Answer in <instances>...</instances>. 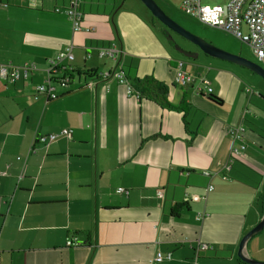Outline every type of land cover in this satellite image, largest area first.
Segmentation results:
<instances>
[{
    "label": "crops",
    "instance_id": "crops-1",
    "mask_svg": "<svg viewBox=\"0 0 264 264\" xmlns=\"http://www.w3.org/2000/svg\"><path fill=\"white\" fill-rule=\"evenodd\" d=\"M69 2L0 0V63L36 67L29 80L0 79V264H155L158 253L172 255L160 264H193L198 243L212 250L196 264H239L242 238L264 215V100L210 57L185 63L209 80L211 97L174 85L177 57L138 13L83 0L73 32ZM69 44L67 65L80 74L56 100L37 95L48 61ZM110 44L126 55L129 80L168 87L172 109L94 77L117 68L98 55ZM236 125L247 129L246 149L226 170ZM51 135L30 153L35 137ZM245 253L264 262V230Z\"/></svg>",
    "mask_w": 264,
    "mask_h": 264
},
{
    "label": "built area",
    "instance_id": "built-area-1",
    "mask_svg": "<svg viewBox=\"0 0 264 264\" xmlns=\"http://www.w3.org/2000/svg\"><path fill=\"white\" fill-rule=\"evenodd\" d=\"M180 1V11L185 16L195 19L203 25L232 34L250 47L255 58L264 68V0H226L223 5L217 6L204 5L202 4V0ZM82 2L83 0H70L69 6L64 9V13L71 23L73 32L82 30ZM60 11V9H56V12ZM98 55L101 59L108 58L113 60L117 65L116 70L113 72H105L100 75V78H116L121 85L125 86L129 95L139 99V94L122 72V63L126 56L123 51L110 44L106 47L99 48ZM73 60V46L69 44L48 61L46 80L36 86V94L43 95L48 100H56L59 97L58 90L67 89L72 81L71 69L73 68L67 64ZM35 70L36 67L34 65L18 67L0 63V79L8 84L14 85L18 82L29 80ZM173 83L181 88H191L198 95L211 96L213 93L209 80L195 71L188 70L186 63L181 60L175 62ZM246 133L247 129L241 125L231 126L227 129L232 148L226 164V170H229L232 161L236 157L241 156L245 151ZM71 135L72 130L69 129H64L60 133L62 137H70ZM56 138L57 136L54 135L47 138L35 137L30 153H35V144L49 143ZM205 175L209 176L210 174L205 173ZM211 190L212 187L210 186L208 191ZM117 193L125 196L129 194L127 190L122 188H119ZM163 196L164 193L161 190L155 194L156 198H163ZM73 245L76 246L77 243L74 241L67 243L68 247ZM208 250H212V247L207 244L198 243L194 250L193 264L197 263L201 252ZM171 259L172 255L170 253L166 255L158 253L154 258V262L155 264H160Z\"/></svg>",
    "mask_w": 264,
    "mask_h": 264
},
{
    "label": "rangeland",
    "instance_id": "rangeland-1",
    "mask_svg": "<svg viewBox=\"0 0 264 264\" xmlns=\"http://www.w3.org/2000/svg\"><path fill=\"white\" fill-rule=\"evenodd\" d=\"M159 7L165 12V14L172 19L176 24L182 27L184 30L190 32L196 37L201 38L202 40L212 44L213 46L231 53L233 55L240 56L244 59L252 61L260 65L258 60L255 58L250 47L243 43L241 40L234 37L232 34L224 32L222 30H218L206 25L201 24L195 19L189 18L185 16L180 11V0H154ZM226 0H202V4L217 6L223 5ZM120 4L123 5L125 9L134 10L138 15L148 22L151 29L165 42L170 50L171 54L177 57L176 60H181L186 63H191L193 59L188 58L180 50L184 52H194L199 53L198 60L195 59L193 64L202 63V61L207 60L206 56L202 54V52L198 49L197 46L178 36L171 30L167 29L163 26L157 19H155L150 12L141 4L139 0H120ZM209 60H213L208 58ZM217 62V61H216ZM230 65V64H229ZM238 70L245 78L250 85L249 91L259 95L264 100V80L259 77L257 74L249 71L248 69L230 65V67ZM261 66V65H260ZM253 89V90H252Z\"/></svg>",
    "mask_w": 264,
    "mask_h": 264
},
{
    "label": "water",
    "instance_id": "water-1",
    "mask_svg": "<svg viewBox=\"0 0 264 264\" xmlns=\"http://www.w3.org/2000/svg\"><path fill=\"white\" fill-rule=\"evenodd\" d=\"M141 4L150 12V14L157 19L163 26L167 29L171 30L178 36L182 37L183 39L187 40L188 42L194 44L198 47V49L202 52L203 55L206 57L218 59L227 63H231L237 65L239 67L248 69L249 71L257 74L264 80V68L257 63L244 59L240 56L233 55L226 51H223L212 44L202 40L199 37L191 34L190 32L184 30L178 24H176L172 19H170L165 12L157 5L154 0H139ZM185 56L191 59L198 58L199 53L195 55L191 52H182ZM263 196H264V186H263ZM264 230V215L262 220L252 229L250 230L241 240L238 251L237 257L238 259L244 264H264V262L256 261L250 257H248L245 253L247 242L253 236L259 234Z\"/></svg>",
    "mask_w": 264,
    "mask_h": 264
},
{
    "label": "trees",
    "instance_id": "trees-1",
    "mask_svg": "<svg viewBox=\"0 0 264 264\" xmlns=\"http://www.w3.org/2000/svg\"><path fill=\"white\" fill-rule=\"evenodd\" d=\"M122 64H123V68H130V66L128 64H126V56L123 59ZM122 72L125 75L124 69L122 70ZM75 74L79 75L80 73L78 71L71 69L72 80H73ZM94 77L100 78L99 76H94ZM125 77L127 78L126 75H125ZM127 80L132 84L135 91L139 94L140 100H142V99L148 100V101L153 102V103H155L161 107L172 109V106L169 104V101H168V87L165 84L158 82L152 76L145 77L143 79L136 78L133 81H131L127 78ZM209 97H211V96H209ZM214 100H215V102L218 101L217 99H214ZM156 137H158V136H154V138H156ZM182 207L183 206H180V205L176 206L172 210V215L178 216V212L180 211V209ZM238 262H239V264H244L239 259H238Z\"/></svg>",
    "mask_w": 264,
    "mask_h": 264
},
{
    "label": "flooded vegetation",
    "instance_id": "flooded-vegetation-1",
    "mask_svg": "<svg viewBox=\"0 0 264 264\" xmlns=\"http://www.w3.org/2000/svg\"><path fill=\"white\" fill-rule=\"evenodd\" d=\"M159 6V5H158ZM161 8V7H160ZM162 9V8H161Z\"/></svg>",
    "mask_w": 264,
    "mask_h": 264
}]
</instances>
